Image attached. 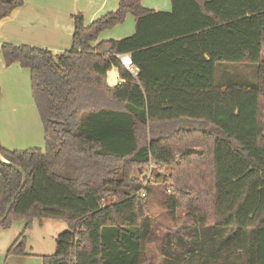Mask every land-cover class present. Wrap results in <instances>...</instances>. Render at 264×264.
I'll return each instance as SVG.
<instances>
[{
    "label": "trees",
    "instance_id": "trees-1",
    "mask_svg": "<svg viewBox=\"0 0 264 264\" xmlns=\"http://www.w3.org/2000/svg\"><path fill=\"white\" fill-rule=\"evenodd\" d=\"M23 3L0 0V21ZM171 7L153 12L120 0L89 25L73 15L71 48L57 58L0 46L5 66L30 72L45 144L0 146L26 175L0 228L13 220L25 229L33 219L65 223L43 264H153V241L159 264H264V0H171ZM127 15L132 36L98 40ZM220 63L255 65V83L218 84ZM112 68L123 83L109 87ZM149 164L171 172L143 185L133 173ZM21 182L0 162V219ZM160 183L169 184L168 226L147 211ZM24 243L22 233L6 255H26Z\"/></svg>",
    "mask_w": 264,
    "mask_h": 264
},
{
    "label": "crops",
    "instance_id": "crops-1",
    "mask_svg": "<svg viewBox=\"0 0 264 264\" xmlns=\"http://www.w3.org/2000/svg\"><path fill=\"white\" fill-rule=\"evenodd\" d=\"M119 2L120 0H24L22 7L15 9L0 21V46L3 43H10L17 46L46 48L57 58L71 48L73 15H81L84 24L89 25L96 19L116 11ZM140 3L153 12L170 13L172 9L171 0H140ZM134 32L135 19L127 15L121 25L103 31L98 40H122L132 36ZM125 58L130 61L129 56H123L120 59L121 63ZM122 64L127 69V65ZM129 65L131 66V61ZM27 72H29L27 69L21 68L18 64L5 66L0 57V115L7 117L5 114L16 110L15 104L21 97L18 86ZM106 83L109 87L123 83L116 68L107 73ZM40 125L34 130L36 135L34 140L20 134L13 126L5 131L6 128L1 125V148L8 151L40 149L36 147L40 144L39 139L42 136L44 138L43 127ZM10 245L12 244L0 242V253L8 250Z\"/></svg>",
    "mask_w": 264,
    "mask_h": 264
},
{
    "label": "rangeland",
    "instance_id": "rangeland-1",
    "mask_svg": "<svg viewBox=\"0 0 264 264\" xmlns=\"http://www.w3.org/2000/svg\"><path fill=\"white\" fill-rule=\"evenodd\" d=\"M0 57L2 59L1 52ZM262 60H264V55L262 56ZM255 79V65L233 63L216 64L215 80L218 84L252 85L255 83ZM18 88L21 91L19 93L21 97L18 103L15 104V107H17L16 110L5 114L7 117H4L3 114L0 115V135L2 134L1 125L6 128L5 131L10 126H13L20 134L27 135L30 139L32 138L34 140L36 139L34 130L36 127L41 126V120L34 104L29 72L24 73V78ZM19 128L20 130H18ZM39 143V146L36 147L44 150L45 144L43 136L39 139ZM170 172L171 169L166 166L149 164L142 169V174L138 175L135 171L133 177H137L144 185L146 182L154 181L156 174L168 175ZM168 185L160 183L147 198V211L149 215L155 219V222L165 226L170 225V221L165 214V207L163 206L165 189L168 188ZM66 230V224L58 221H39L38 219H33L28 228L25 229L24 220H13L7 229L0 228V242L12 244L20 234L24 233L26 255L7 256L6 249L5 252L2 251L0 253V264H43L42 257L54 254L55 239L60 233ZM157 235L161 236V232L159 231ZM147 256L150 257L153 264L160 263L161 258L156 241L147 245Z\"/></svg>",
    "mask_w": 264,
    "mask_h": 264
},
{
    "label": "water",
    "instance_id": "water-1",
    "mask_svg": "<svg viewBox=\"0 0 264 264\" xmlns=\"http://www.w3.org/2000/svg\"><path fill=\"white\" fill-rule=\"evenodd\" d=\"M0 162L3 163V164H7V165L13 167V168H14L18 173H20L21 176H22V182H21V185H20L19 190L17 191L16 195L14 196V198L11 200V202H10L9 205L7 206V208H6V210H5V213H4V216L0 219V223H2V222L7 218L8 214H9V212H10V210H11V208H12L14 202H15V199H16L17 195L21 192V190H22V189L24 188V186H25V183H26V175L24 174V172H23L20 168L8 164V163H7V162L1 157V155H0Z\"/></svg>",
    "mask_w": 264,
    "mask_h": 264
},
{
    "label": "built area",
    "instance_id": "built-area-1",
    "mask_svg": "<svg viewBox=\"0 0 264 264\" xmlns=\"http://www.w3.org/2000/svg\"><path fill=\"white\" fill-rule=\"evenodd\" d=\"M122 63H124V61L122 60ZM126 65V64H125ZM127 70L130 72V73H132V74H134V72H133V68L128 64L127 65ZM141 196L142 197H144L145 196V194L144 193H142L141 194Z\"/></svg>",
    "mask_w": 264,
    "mask_h": 264
},
{
    "label": "bare ground",
    "instance_id": "bare-ground-1",
    "mask_svg": "<svg viewBox=\"0 0 264 264\" xmlns=\"http://www.w3.org/2000/svg\"><path fill=\"white\" fill-rule=\"evenodd\" d=\"M123 61H124V64H126V65H128L130 62L127 58L123 59Z\"/></svg>",
    "mask_w": 264,
    "mask_h": 264
}]
</instances>
